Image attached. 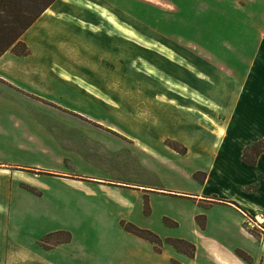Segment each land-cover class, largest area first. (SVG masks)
<instances>
[{
    "label": "rangeland",
    "instance_id": "374dc122",
    "mask_svg": "<svg viewBox=\"0 0 264 264\" xmlns=\"http://www.w3.org/2000/svg\"><path fill=\"white\" fill-rule=\"evenodd\" d=\"M114 1L115 9L120 13L115 15L137 29L128 31L131 40L119 36L113 39L99 36L98 47L95 40H92L93 46H83L82 43L80 46L79 42L75 44L72 34L71 42L66 46H52L57 58L62 55L68 59V66L78 67L91 75L90 81L98 82L110 93V97L62 68H55L56 71L104 100L113 102L114 106L107 107L102 101L83 96L69 84L51 77L53 75L46 70L48 65L44 64L32 69L34 74H31L29 83L10 80V90L5 93L0 91V106L11 104L10 109L0 110V120L12 124L17 119L42 122L67 151L61 167L69 172L68 176L88 183L108 182L114 188L107 192L111 194L110 198L117 199L121 195L128 201L129 207L123 208L115 204L101 205L99 215L103 217L99 218L105 222L108 217L123 210L126 217L120 220L122 227V222H132L157 233L162 238L160 251L148 241L157 252L169 259V264H191L187 256H196L195 264H254L251 252L255 255L261 252L255 240L262 239L264 235V221H260L255 213H248L247 220L239 226V222L234 220L235 212L229 209L223 211V205H219L225 204L219 201L226 199L216 194L197 201L198 198L191 199L187 194L152 188L197 189L205 177V173L197 167L211 160L188 158L183 155L185 148L182 143L170 138L164 140L161 137L165 133L164 127L158 125L163 121L160 115L167 116L168 112L156 111L150 100L156 90L161 89L155 78L168 86L187 90L185 83L165 75L161 70L206 89L204 81L193 78L181 65H187L185 59L200 63L207 58L224 65L236 56L247 57L245 49L252 37L256 39L258 36L259 40L264 34V0ZM257 28L259 30L255 31ZM40 45L43 47V38ZM89 47L93 55L95 52L99 55L97 62L95 58L88 57L86 51ZM21 50V46H16L8 51L17 54ZM76 54L86 58H74ZM167 58H176L181 63L176 64ZM165 93L171 95L169 91ZM178 99L184 103L191 102L181 96ZM204 110L219 120L225 117L224 111ZM21 130L36 132L33 125L20 128V133ZM156 130L158 137L153 135ZM2 151L19 159L28 157L27 153L15 148H3ZM194 167L191 182L183 171ZM258 185L252 184L244 189L257 193ZM94 188L101 198L106 199L104 191L96 186ZM65 193L69 196L74 192L65 188ZM83 198L86 199L85 196ZM257 198L264 201V186ZM214 204H218L217 207L206 212ZM207 213H210L208 226ZM106 224L115 229L112 225L116 224L112 221ZM63 238H66L65 234L51 236L49 241L54 243ZM168 238L183 239L177 242L179 249L169 243ZM192 244L195 245L194 255H191ZM177 254L184 257L180 259ZM257 256L256 263H259L261 255Z\"/></svg>",
    "mask_w": 264,
    "mask_h": 264
},
{
    "label": "crops",
    "instance_id": "0c3cea01",
    "mask_svg": "<svg viewBox=\"0 0 264 264\" xmlns=\"http://www.w3.org/2000/svg\"><path fill=\"white\" fill-rule=\"evenodd\" d=\"M115 5L114 0H56L22 35L29 49L28 54L17 55L7 51L0 57V91L5 93L10 90V80L29 83L31 74H34L32 69L47 64L46 70L53 75L51 77L69 84L83 96L113 107V102L104 100L56 71L55 68H62L110 97V93L98 82L90 81L91 75L78 67L68 66V59L62 55L57 58L52 46H66L71 42L72 34L73 41L75 44L79 42L80 46L81 43L93 46L92 40H95L98 47L99 36L106 39L119 36L131 40L128 31L137 29L117 17L120 13ZM257 37L253 36L246 46L247 57L236 56L224 65L207 58L200 63L184 58L187 65L176 58H167L176 64L181 63L193 78L204 81L206 89L161 70L165 75L185 83L187 90H179L174 84L168 86L155 78L161 89L156 90L150 100L156 111L168 112L167 116L160 115L163 121L158 125L164 127L165 133L161 136L164 140L170 138L182 143L185 148L183 155L188 158L211 160L197 167L205 173L197 189L152 188L187 194L191 199L216 194L226 199L223 202L220 200L225 204L219 205H223V211L229 209L235 212L234 220L239 222V226L247 220L248 213H255L260 221H264V201L257 198L264 186V176L258 180L257 175L258 171L264 175V152L254 167L243 162L245 148L264 137V34L259 40ZM41 38L43 47L40 45ZM240 47L243 52L241 42ZM86 53L97 62L99 55L97 52L93 55L91 47ZM74 58L86 56L76 54ZM15 77L18 79L15 80ZM179 96L191 102H181ZM5 108L10 109L11 104L0 106V110ZM208 108L224 111V119L219 120L204 110ZM155 114L157 116V112ZM31 123L17 119L12 124L0 120V264H169V259L157 252L151 242L122 227L120 220L126 217L123 210L110 218L106 216L108 220L105 222L99 218L103 217L99 215L101 205L115 204L123 208L129 207L128 201L121 195L117 199L110 198L112 196L107 192L114 188L108 182L88 183L68 176L69 172L61 167L67 153L61 141L42 122ZM31 125L36 132L21 130L20 133V128ZM153 135L158 137V131ZM3 148L19 149L28 157L16 158L13 154L4 153ZM194 170L195 167L183 171L191 182ZM256 181L259 183L257 193L244 189ZM94 186L106 193L107 200L98 195ZM65 188L74 193L67 196ZM217 205L209 206L206 212ZM209 220L210 213H207V226ZM108 221L116 224L112 225L114 230L106 224ZM63 231L70 233L69 239ZM61 234H65L66 238L50 243L51 236ZM255 241L259 243L261 252L256 255L251 252L254 264H264V235ZM258 254L261 255L260 262L256 263ZM177 257L182 259L184 256L177 254ZM187 257L189 263L195 264L196 256Z\"/></svg>",
    "mask_w": 264,
    "mask_h": 264
},
{
    "label": "trees",
    "instance_id": "16d2710c",
    "mask_svg": "<svg viewBox=\"0 0 264 264\" xmlns=\"http://www.w3.org/2000/svg\"><path fill=\"white\" fill-rule=\"evenodd\" d=\"M56 0H0V57L8 50L21 46L22 50L17 51L19 55H26L29 52L28 46L21 40L24 32L55 2ZM253 151V152H250ZM264 152V137L249 144L243 154V162L249 166H256L258 157ZM251 159H249L250 155ZM258 174V179L262 177ZM253 184H258L254 182ZM124 228L140 237H143L155 244L160 251L162 238L148 228H142L132 222H122ZM70 238V233L63 231ZM52 235V234H50ZM47 238V236H46ZM45 239L43 243L45 244ZM167 241L179 249L177 242L183 241L180 238H168ZM191 255H194L195 245Z\"/></svg>",
    "mask_w": 264,
    "mask_h": 264
},
{
    "label": "bare ground",
    "instance_id": "6f19581e",
    "mask_svg": "<svg viewBox=\"0 0 264 264\" xmlns=\"http://www.w3.org/2000/svg\"><path fill=\"white\" fill-rule=\"evenodd\" d=\"M244 204H246V202L243 201ZM261 218V217H260Z\"/></svg>",
    "mask_w": 264,
    "mask_h": 264
}]
</instances>
